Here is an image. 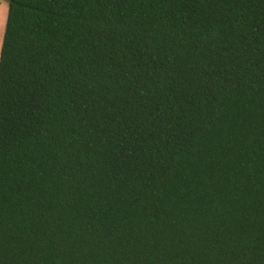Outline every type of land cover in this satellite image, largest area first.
<instances>
[{"label":"trees","instance_id":"16d2710c","mask_svg":"<svg viewBox=\"0 0 264 264\" xmlns=\"http://www.w3.org/2000/svg\"><path fill=\"white\" fill-rule=\"evenodd\" d=\"M0 264H264V0H8Z\"/></svg>","mask_w":264,"mask_h":264},{"label":"rangeland","instance_id":"374dc122","mask_svg":"<svg viewBox=\"0 0 264 264\" xmlns=\"http://www.w3.org/2000/svg\"><path fill=\"white\" fill-rule=\"evenodd\" d=\"M8 16V0H0V51Z\"/></svg>","mask_w":264,"mask_h":264}]
</instances>
